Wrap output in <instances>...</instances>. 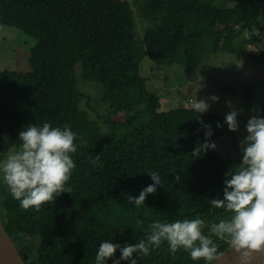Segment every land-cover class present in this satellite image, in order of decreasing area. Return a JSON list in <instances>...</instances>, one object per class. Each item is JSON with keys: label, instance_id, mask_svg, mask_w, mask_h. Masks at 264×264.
<instances>
[{"label": "trees", "instance_id": "1", "mask_svg": "<svg viewBox=\"0 0 264 264\" xmlns=\"http://www.w3.org/2000/svg\"><path fill=\"white\" fill-rule=\"evenodd\" d=\"M212 1L0 0V23L35 39L29 72L0 70V162L4 135L19 143V133L30 124L67 125L77 136L75 168L66 184L71 192L54 203L22 209L0 175V220L26 264H96L100 243H139L154 221L200 218L210 226L230 217L209 202L223 199L230 178L225 173L235 172L243 155L225 117L194 113L182 104L159 113V99L139 75L144 55L156 63H175L180 55L183 65L196 67L219 49L246 57L248 43L259 44L248 57L264 65V0H221L232 6ZM135 14L145 23L142 38ZM243 28L251 29V39L241 36ZM76 63L84 81L101 84L100 106L109 114L124 112L123 123L138 126L119 138L100 132L81 108L90 98L78 88ZM242 92L240 106L248 107L253 91L244 85ZM201 120L211 126L209 142L216 148L193 157L208 130ZM150 171L161 176L162 186L137 207L128 196L137 197L153 183ZM203 232L209 235L208 227ZM212 239L218 254L229 245L227 238ZM119 257L117 249L106 264ZM133 258L137 264H205L182 249L171 253L167 242Z\"/></svg>", "mask_w": 264, "mask_h": 264}, {"label": "clouds", "instance_id": "2", "mask_svg": "<svg viewBox=\"0 0 264 264\" xmlns=\"http://www.w3.org/2000/svg\"><path fill=\"white\" fill-rule=\"evenodd\" d=\"M209 99L217 102L219 97L211 96ZM209 108L210 104L204 99L197 100L194 96L190 100V109L194 113L204 114ZM237 114L233 110L225 116L224 122L233 132L238 129ZM199 122L208 130L204 143H198L193 149V157L216 148L215 143L209 142L211 126L203 124L202 120ZM217 127L221 124L217 123ZM245 127L247 136L240 144L243 152L240 165L235 172L225 173L230 178L224 181L223 199L209 201L213 209L230 213L228 219H220L210 226L200 218L170 223L154 221L139 243L123 247L109 241L100 243L95 256L96 264H106L115 256L117 249L120 250V257L113 259V264H120V261L137 264L134 253L147 256L150 250L158 248L163 242H167L171 253L182 249L193 261L216 264L219 254L213 236L220 240L227 238L240 264H251L253 254L264 252V118L252 116ZM76 139L69 126L61 129L49 123L42 126L30 124L19 133L20 142L14 149L10 148L6 158L0 162V173L12 198L19 201L22 209L39 210L44 204L54 203L62 193L71 192L66 184L75 168L71 154L77 151ZM98 160L99 155L92 163ZM148 174L153 183L140 191L137 197L128 196V202L137 207L144 205L147 196L155 193L158 185L162 186L157 172L150 171ZM175 179L179 180V176ZM137 224H142V221L138 220ZM206 227L209 235L203 232Z\"/></svg>", "mask_w": 264, "mask_h": 264}, {"label": "rangeland", "instance_id": "3", "mask_svg": "<svg viewBox=\"0 0 264 264\" xmlns=\"http://www.w3.org/2000/svg\"><path fill=\"white\" fill-rule=\"evenodd\" d=\"M130 3L132 0H127ZM218 6H232L233 2L221 3V0L212 1ZM221 3V4H220ZM136 32L138 38L143 37L145 23L139 14H135ZM241 36L251 39L250 30L240 29ZM254 34H257L256 31ZM240 37V39H243ZM35 45L33 36L20 29L0 23V70H14L16 72H29V57ZM259 44H250L245 48L246 55L257 53ZM237 57L219 49L215 54L208 55L205 60L196 67H188L181 63L180 55L176 56L177 62L170 63L166 60L156 63L144 55L140 58L139 75L145 79V87L159 99L158 112L169 111L183 105L190 107V100L204 99L210 104L209 110L222 117L230 111H237L238 129L233 133L239 140V144L247 136L246 124L252 116L260 117V110L264 98V65L255 62L250 57ZM78 88L89 96V101L84 100L81 108L84 109L90 119L96 120L101 133L106 136L119 138L124 136L137 123L124 124L125 113L120 111L109 114L102 104L103 88L99 82L84 81L80 75L81 67L75 64ZM244 85L252 89L250 104L248 107L240 106L243 100L242 88ZM242 87V88H241ZM228 88V89H227ZM234 89V91L232 90ZM217 96L219 100L212 102L209 97ZM92 107H91V106ZM109 134H106V132ZM2 161L6 158L10 148H15V143L4 135ZM241 147V146H240ZM1 161V162H2ZM2 176L3 174L0 173Z\"/></svg>", "mask_w": 264, "mask_h": 264}, {"label": "water", "instance_id": "4", "mask_svg": "<svg viewBox=\"0 0 264 264\" xmlns=\"http://www.w3.org/2000/svg\"><path fill=\"white\" fill-rule=\"evenodd\" d=\"M262 253L253 254L251 257V264H260ZM0 264H26L22 256L17 251L11 237L5 230L0 220ZM216 264H240L237 254L233 251L229 244L219 254V259Z\"/></svg>", "mask_w": 264, "mask_h": 264}, {"label": "bare ground", "instance_id": "5", "mask_svg": "<svg viewBox=\"0 0 264 264\" xmlns=\"http://www.w3.org/2000/svg\"><path fill=\"white\" fill-rule=\"evenodd\" d=\"M251 30V29H250ZM253 31V30H252ZM251 32V31H250ZM255 33V32H253ZM249 46V45H248ZM260 264H264V252L262 253V257H261V260H260Z\"/></svg>", "mask_w": 264, "mask_h": 264}]
</instances>
